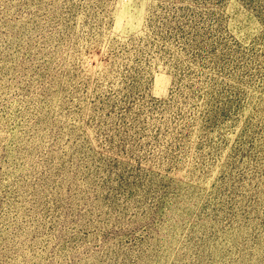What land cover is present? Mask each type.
<instances>
[{"label": "rangeland", "instance_id": "rangeland-1", "mask_svg": "<svg viewBox=\"0 0 264 264\" xmlns=\"http://www.w3.org/2000/svg\"><path fill=\"white\" fill-rule=\"evenodd\" d=\"M0 264H264V0H0Z\"/></svg>", "mask_w": 264, "mask_h": 264}, {"label": "trees", "instance_id": "trees-1", "mask_svg": "<svg viewBox=\"0 0 264 264\" xmlns=\"http://www.w3.org/2000/svg\"><path fill=\"white\" fill-rule=\"evenodd\" d=\"M146 200V199H145ZM145 203H146V205H147V207H150L148 204H147V202L145 201ZM151 208V207H150ZM155 214H158V213H152V208H151V212L149 213V215H148V219L150 218V217H152V215H155ZM121 217H126V216H123V215H121ZM144 228H147V227H144ZM144 235V236H147V234H145V233H142V232H139V235L141 236V235Z\"/></svg>", "mask_w": 264, "mask_h": 264}]
</instances>
